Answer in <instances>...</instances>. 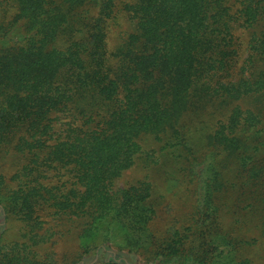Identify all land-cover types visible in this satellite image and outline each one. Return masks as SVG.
Instances as JSON below:
<instances>
[{"label":"trees","instance_id":"obj_1","mask_svg":"<svg viewBox=\"0 0 264 264\" xmlns=\"http://www.w3.org/2000/svg\"><path fill=\"white\" fill-rule=\"evenodd\" d=\"M8 1L0 12V146L28 163L17 175L27 181L8 194L0 173V202L22 221L26 241L0 246V264H46L32 249L46 242L39 215L46 207L79 219L81 237L106 225L108 243L115 227L123 228L129 252L144 264H248L243 250L251 242L225 222L231 212L239 222L238 204L247 201L264 234V65L256 64L264 63V0H236V11L229 0L126 1L122 9L135 30L111 52L106 36L118 0H100L80 40L73 11L91 0ZM238 22L251 34L246 49L234 33ZM243 50L246 60L232 76ZM246 98L258 107L243 109L239 101ZM62 113L65 128L56 131ZM205 113L225 114L226 121L195 126L212 148L205 161L190 157L186 146L193 212L155 231L152 184L115 189V179L142 152L141 134L179 137L185 118ZM230 165L239 186L226 176ZM50 170H66L74 180L69 187L47 185ZM231 186L239 192L236 203L226 198ZM83 246L87 255L96 248Z\"/></svg>","mask_w":264,"mask_h":264},{"label":"rangeland","instance_id":"obj_2","mask_svg":"<svg viewBox=\"0 0 264 264\" xmlns=\"http://www.w3.org/2000/svg\"><path fill=\"white\" fill-rule=\"evenodd\" d=\"M133 0H118L117 15L110 21L108 34L106 36V45L111 52L116 47L121 45L131 32L135 30V24L130 16L122 9L123 3ZM8 0H0V12L7 8ZM236 0H229L232 10L236 11ZM100 9V0L98 3L90 1V3L79 7L73 11V24L75 25V39L80 40L88 36L86 25L95 17H98ZM13 17L15 10L9 7ZM80 20V21H79ZM22 26L25 23L22 22ZM234 33L238 41L246 49V44L251 36L249 30L243 28L238 22L234 25ZM24 34L16 35L17 39H23ZM62 35L59 37L61 38ZM59 41V40H58ZM63 43V38L59 43ZM241 57L238 59L237 69H233L232 76L238 73V70L246 60L248 55L246 50L241 52ZM257 65H264L263 62H257ZM259 66L255 68L258 69ZM243 109L258 107L253 98H246L239 101ZM262 114L264 115V105L262 106ZM56 122V131L65 128L64 123L67 118L62 115ZM226 115H207L192 116L185 118L182 122V127L178 126L180 135L177 137L173 133L164 134L162 138L155 137L154 134H141L138 137L139 143L142 146V152L137 156L135 164L132 167L124 170L122 174L115 179L114 188L118 189L130 184L138 183L139 181H149L152 184V197L157 216L153 223L155 231L162 232L169 225L180 224L186 221L188 215L193 212L195 199V183L190 182V163L184 159L188 153L186 146L192 147L190 157L197 158V162L205 161L207 156L211 155L212 148L207 145V140L201 138L202 133L197 125H203L202 121L211 124L213 128L217 127L219 122H225ZM196 126V127H195ZM192 127L194 136L189 131ZM264 131V123L261 126ZM212 128V129H213ZM197 129V130H196ZM210 131V130H208ZM262 139H264V133ZM182 142H185L183 147ZM28 163V158L16 151L11 146H0V173L6 180L5 194L10 190L15 189L20 182H26L27 178L19 180L17 175H20L24 165ZM234 165H230L226 170V176L229 177L231 183L235 182L239 186V179L236 177L235 171L232 170ZM201 168V167H200ZM49 172V179L45 180L47 185H60L65 183L67 187L72 183L74 178L66 170ZM196 178L195 175H193ZM238 191L231 186V189L226 194L228 201L236 203ZM240 211L239 222H235L236 216L230 217L225 222L227 227L237 226L243 235L249 239L251 245H245L243 252L244 257H249L248 264H264V234L255 226L253 215L250 213L248 202L238 204ZM40 219L43 222V229L40 233L45 235L46 242L32 247L35 256L38 260L46 261V264H107L111 261H116L118 264H144V258L139 255H133L123 228L115 227L113 237H109L108 243L104 241L102 235L107 232L109 226L103 225L100 231L93 237H81V223L79 219L65 214H58L53 208L46 207L45 210L39 213ZM24 224L12 214H8L3 203L0 202V246L8 245L15 242L23 243ZM28 241V240H27ZM106 244H105V243ZM83 245H93L96 247L94 253L87 255ZM110 246V248L105 247ZM113 259V260H112ZM243 259V258H242ZM241 258H239V261ZM239 264V262H236Z\"/></svg>","mask_w":264,"mask_h":264}]
</instances>
